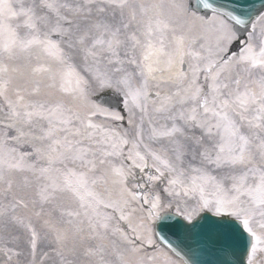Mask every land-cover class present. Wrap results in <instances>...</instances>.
<instances>
[{"label":"snow or ice","instance_id":"obj_1","mask_svg":"<svg viewBox=\"0 0 264 264\" xmlns=\"http://www.w3.org/2000/svg\"><path fill=\"white\" fill-rule=\"evenodd\" d=\"M0 200L30 264L41 232L154 264L158 230L264 264V5L0 0Z\"/></svg>","mask_w":264,"mask_h":264},{"label":"bare ground","instance_id":"obj_2","mask_svg":"<svg viewBox=\"0 0 264 264\" xmlns=\"http://www.w3.org/2000/svg\"><path fill=\"white\" fill-rule=\"evenodd\" d=\"M257 31H259V27ZM0 203H7V201L0 200ZM37 227L40 230L39 223H37ZM16 235L18 233L13 228L10 227L8 230H5L0 225V264H30L32 257L29 255L27 244L25 242L20 247H17V242L14 239ZM53 247V237L51 235L44 237L43 232H41V240L38 242L37 259L42 260L43 264H57L60 258L53 251ZM5 248H12L14 252L21 251L22 255L19 257L13 256V259L8 261L4 251ZM146 251L149 256L154 255L157 257L154 264H163L165 257L173 261V264H185L182 259L177 258L169 249L158 245L157 241L156 247H150ZM68 258L73 259L71 256Z\"/></svg>","mask_w":264,"mask_h":264},{"label":"water","instance_id":"obj_3","mask_svg":"<svg viewBox=\"0 0 264 264\" xmlns=\"http://www.w3.org/2000/svg\"><path fill=\"white\" fill-rule=\"evenodd\" d=\"M249 4L254 9H259L264 5V0H249ZM158 235L164 237L163 240H158L172 249L176 255L183 257L187 264H220L221 259L224 258V253L215 247L212 240L207 237L173 235L170 232H159V230ZM238 256L239 252L237 255H232L229 252L227 259L233 264H237Z\"/></svg>","mask_w":264,"mask_h":264},{"label":"rangeland","instance_id":"obj_4","mask_svg":"<svg viewBox=\"0 0 264 264\" xmlns=\"http://www.w3.org/2000/svg\"><path fill=\"white\" fill-rule=\"evenodd\" d=\"M260 257H257V261H259Z\"/></svg>","mask_w":264,"mask_h":264}]
</instances>
